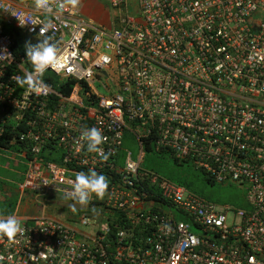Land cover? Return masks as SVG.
<instances>
[{"label": "built area", "instance_id": "obj_1", "mask_svg": "<svg viewBox=\"0 0 264 264\" xmlns=\"http://www.w3.org/2000/svg\"><path fill=\"white\" fill-rule=\"evenodd\" d=\"M61 2L47 11L0 0V150L24 167L17 206L28 195L40 207L15 242L0 238V264H264V0H108V27ZM4 26L25 50L28 38H53L47 91L17 84L33 66ZM85 127L106 137L107 160L79 140ZM147 153L236 185L248 208L142 168ZM90 169L109 188L77 210L91 215L76 218L92 228L83 233L49 209L66 210L76 173Z\"/></svg>", "mask_w": 264, "mask_h": 264}, {"label": "rangeland", "instance_id": "obj_2", "mask_svg": "<svg viewBox=\"0 0 264 264\" xmlns=\"http://www.w3.org/2000/svg\"><path fill=\"white\" fill-rule=\"evenodd\" d=\"M81 7L80 4L75 8ZM89 11L90 19L102 27H108L113 20L114 12L108 7V0H90ZM88 19L86 16H84ZM88 19V20H90ZM104 22V23H103ZM28 43L31 42L28 38ZM27 43V44H28ZM26 47V46H25ZM48 73V72H47ZM98 86V85H97ZM99 88V86H98ZM123 148L129 151L133 158L138 153L137 142L129 133H126L123 140ZM12 153L0 150V216L10 215L16 205L17 194H15V185L21 181V175L24 167L18 162V158L12 160ZM16 159V160H15ZM142 168L157 172L161 176L172 177V180L188 181V187L191 191L201 196L205 200L217 206H228L232 211L246 210L247 203L245 191L236 185L209 184L204 177L197 171L188 168L186 165H177L167 156L160 157L156 154L147 153L142 162ZM54 206H51L52 209ZM40 207L38 206V213ZM52 216L69 224H74L79 231L89 233L92 228H81L76 221L82 214L91 216L88 212H79L77 210H64L53 208ZM233 212L227 214L228 221H231ZM238 222V219H236Z\"/></svg>", "mask_w": 264, "mask_h": 264}, {"label": "clouds", "instance_id": "obj_3", "mask_svg": "<svg viewBox=\"0 0 264 264\" xmlns=\"http://www.w3.org/2000/svg\"><path fill=\"white\" fill-rule=\"evenodd\" d=\"M55 0H35L37 9H44L51 11L52 4ZM80 0H62L60 7L71 5L72 7L78 6ZM44 29L41 28L40 32ZM52 37H45L39 40L35 45L26 44V57L29 59L33 66V71L26 72L24 76L17 77V84L30 92L40 94L47 91L49 86L42 80L43 74L49 68L56 67L58 48L52 42ZM79 140L86 142L87 151L89 153H97L102 159L107 160L109 154H105L100 147L106 142V137L102 134L101 130L92 128H83ZM109 181L106 176L90 169L88 172H78L75 179L72 181L71 190L67 193L68 198L73 202V205H80L86 207L90 203V199L95 195L98 199H103L108 192ZM76 208L75 206H73ZM24 228L21 221L15 215H8L6 217L0 216V238L6 237L9 242H15L18 235H23ZM3 257H0L2 260Z\"/></svg>", "mask_w": 264, "mask_h": 264}, {"label": "crops", "instance_id": "obj_4", "mask_svg": "<svg viewBox=\"0 0 264 264\" xmlns=\"http://www.w3.org/2000/svg\"><path fill=\"white\" fill-rule=\"evenodd\" d=\"M4 1L19 5V6H26V7H29V8H32L34 6V4H35L34 1H30V0H28V1H24V0H4ZM60 1H62V0H60ZM79 4H80L81 7H79L78 9L75 8V7L74 8L79 10V12H81V14L83 16H86L88 19H90V17H89V15H90L89 11L91 10L89 8L90 7V0H80ZM91 19H90V21H91ZM21 180H22V176H21ZM16 187H17V184L15 185V194H17ZM16 201H17V199H16ZM52 210H53V208L49 209V212L51 213ZM37 211H38V205L36 204V200L34 198L28 196V195H24L23 198H21V202H20V204L18 206H17V203H16V205L13 208V210H12L10 215H15L19 219H27V218H33L34 216L39 215V213ZM6 216H8V215H5L3 217H6Z\"/></svg>", "mask_w": 264, "mask_h": 264}, {"label": "trees", "instance_id": "obj_5", "mask_svg": "<svg viewBox=\"0 0 264 264\" xmlns=\"http://www.w3.org/2000/svg\"><path fill=\"white\" fill-rule=\"evenodd\" d=\"M4 32L8 35H10L13 39V46H12V50H13V53L15 54L16 57L18 58H22L24 59V63L29 65L30 61L29 59L26 57V50L24 49V46H23V39H22V36H20V34L15 30L13 29L12 27L10 26H4ZM72 84V83H71ZM70 89V88H69ZM68 86L62 90L64 94H67L68 93ZM0 146H3V147H6L7 145L4 144V142L0 141ZM183 184H185V186L189 189L188 187V181H184ZM210 184V183H209ZM212 185V184H211ZM190 190V189H189Z\"/></svg>", "mask_w": 264, "mask_h": 264}, {"label": "water", "instance_id": "obj_6", "mask_svg": "<svg viewBox=\"0 0 264 264\" xmlns=\"http://www.w3.org/2000/svg\"><path fill=\"white\" fill-rule=\"evenodd\" d=\"M62 207L67 208V209H72V210H81L83 209V207H81L80 205H73V203H62L61 204ZM73 206H75L76 208H74Z\"/></svg>", "mask_w": 264, "mask_h": 264}]
</instances>
